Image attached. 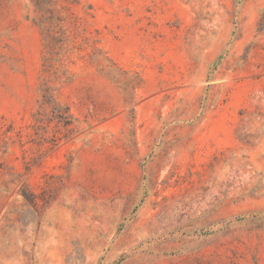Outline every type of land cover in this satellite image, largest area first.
I'll return each instance as SVG.
<instances>
[{"label":"rangeland","instance_id":"1","mask_svg":"<svg viewBox=\"0 0 264 264\" xmlns=\"http://www.w3.org/2000/svg\"><path fill=\"white\" fill-rule=\"evenodd\" d=\"M0 264H264V0H0Z\"/></svg>","mask_w":264,"mask_h":264}]
</instances>
